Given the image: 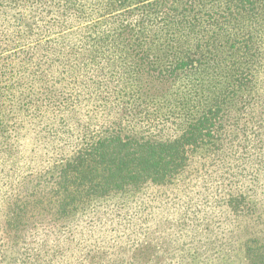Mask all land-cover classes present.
Segmentation results:
<instances>
[{
    "label": "trees",
    "instance_id": "1",
    "mask_svg": "<svg viewBox=\"0 0 264 264\" xmlns=\"http://www.w3.org/2000/svg\"><path fill=\"white\" fill-rule=\"evenodd\" d=\"M127 1L0 0V264H264V0ZM41 182L137 196L9 255Z\"/></svg>",
    "mask_w": 264,
    "mask_h": 264
},
{
    "label": "rangeland",
    "instance_id": "2",
    "mask_svg": "<svg viewBox=\"0 0 264 264\" xmlns=\"http://www.w3.org/2000/svg\"><path fill=\"white\" fill-rule=\"evenodd\" d=\"M76 1L78 2V0H76ZM87 1H89V0H80L81 3L83 2L85 4L84 6L86 8L90 3H91V5L99 6V8L104 6L106 3L105 2L106 0H90V2H87ZM145 3H149V1H143V2L138 3V2H135L133 0H130V1H127L126 3H124L122 6H120L118 10H116V8L113 9V12L106 11V9H104V10L102 9L103 14H105V15L102 16L101 19L104 17H111V18H114L113 19V21H114L115 17H113V16H117V15L121 14L122 12L133 11L134 13H137V10H138L137 8H139V6L140 7L144 6ZM111 6L112 5H106L104 8H111ZM91 14H93V13H90V15ZM90 15H88V16H90ZM70 17H72V15ZM98 19H100V18H98ZM136 20H137L136 14L129 16V18H127V21L132 22V23L136 22ZM68 22H74V20L70 19L68 17H66V19H64V20H61L62 24H66ZM100 28L106 29L103 27H100ZM93 35L95 36V34H93ZM100 47L101 48L103 47V49L109 48L108 51L111 54L118 48V47H115V45L111 44L110 40L103 43V45ZM120 52L117 49V53L115 52L116 54H114L112 56L109 53H106V57H104V58L102 57V60L104 62L110 61L112 64L119 63ZM112 61H116V62H112ZM109 64L110 63L108 62V65ZM113 67H115V66L113 65ZM141 79H142V82H144V84H145L146 80H148V77L144 73V74H141ZM49 82H51V81H49ZM130 92L131 91L129 90V88H127V94H129ZM12 103L13 102L9 103V107L12 105ZM24 108H25V106H24ZM47 111H48V108L46 105L38 107V110H37V112H47ZM2 128H3V130H5L7 128V124L4 123L3 125H0V130ZM61 165L59 166V168L61 167ZM52 171L54 173H56L55 169H53ZM50 174H51V172H50ZM50 186H51V184H48V187L43 188V184L41 182V184L36 186L35 189H31L29 191H26V193H24L22 195L20 194V196L23 198V200H27V201L35 200V203H34V205L27 207V209L24 210L26 218L24 221L25 223H23L24 225L22 227V230L19 232L20 237L16 241L17 245L14 246V249H12V250H10L9 245H6V248L4 249L10 253L9 255L16 254L18 256L19 254H18L17 248L24 246L27 242H30L35 237L36 238H45V239L48 238L51 240V238H54L53 236H56V235H59L62 233L67 234L68 232L72 231V226L77 221H79V219L86 217V215H88L92 211V209L94 210V208L96 206H98L99 204L103 205L106 203L116 202V201L127 202V201H129V200H131L137 196V192H133V190H128L125 192H121V193L119 192L116 194H112L110 196L92 197V198L85 200L84 202H81V203L74 205L70 209L68 215L61 218L58 216V214L55 213L56 206L58 203V201L56 199L57 195L51 194V191L47 192V190L50 189ZM51 232H52V234H51ZM46 234H48V236ZM191 264H212V263L195 259ZM217 264H246V259H245L244 254L242 252H237V253H235V255L232 258H223L221 260V262H219Z\"/></svg>",
    "mask_w": 264,
    "mask_h": 264
}]
</instances>
